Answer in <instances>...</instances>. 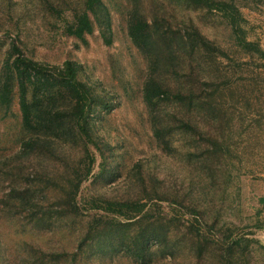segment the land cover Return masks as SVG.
I'll list each match as a JSON object with an SVG mask.
<instances>
[{
	"label": "rangeland",
	"instance_id": "374dc122",
	"mask_svg": "<svg viewBox=\"0 0 264 264\" xmlns=\"http://www.w3.org/2000/svg\"><path fill=\"white\" fill-rule=\"evenodd\" d=\"M234 1L246 20L247 38L264 51V0ZM103 2L111 12V45L104 43L100 28L86 43L66 35L62 17L48 5L71 20L83 10V0H0V75L14 40L35 61L52 66L75 61L79 79L112 108L97 107L91 115L99 149L89 145L96 160L77 193L74 215L58 211L76 172H85L83 143L55 140L49 152L24 155L21 142L30 135L22 130L17 95L8 117L0 108V264H74L73 254L76 264H264V61L237 48L220 15L180 0H142L149 20L156 9L180 26L191 25L233 59L215 64L200 55L196 62L183 52L156 73L166 87L196 90L199 101L216 90L212 84L224 85L215 94L214 113L203 104H164L168 123L182 119L195 128L175 131V152L168 154L153 136L143 102L151 62L128 36L131 0ZM203 81L211 87H203ZM229 82L231 90L225 88ZM210 137L224 143V153H211ZM13 188L30 189L29 201L10 197ZM97 199L140 201L146 207L125 219L95 209ZM99 217L109 231L100 228L83 242ZM146 230L166 239L153 243L140 263L118 242ZM243 236L257 242L248 247L243 242L227 253L232 240ZM57 253L69 257L46 262L44 254Z\"/></svg>",
	"mask_w": 264,
	"mask_h": 264
},
{
	"label": "trees",
	"instance_id": "16d2710c",
	"mask_svg": "<svg viewBox=\"0 0 264 264\" xmlns=\"http://www.w3.org/2000/svg\"><path fill=\"white\" fill-rule=\"evenodd\" d=\"M187 7L193 6L206 9L208 12L220 15L230 27L235 39V45L246 55L264 61V51L260 44L251 41L246 36L243 24L246 22L240 6L234 0H180ZM142 0H131V10L127 25L128 36L133 44L149 57L151 62L148 76L143 85V102L148 110L153 136L160 144L163 151L168 154L175 150L171 144V135L175 131L195 132L194 126L182 119L174 123H168L164 104L174 102L189 107L196 104L204 107L207 112L214 113L216 105L215 94L223 86L213 85L216 90L209 96L199 101L200 94L196 90L171 89L163 85L157 78L161 66L169 60L180 57V53H190V59L200 62L203 56L215 64L233 60L230 53L222 47L208 40L201 31L193 26H185L177 21L170 20L166 14L159 15L154 9L153 20H149L144 13ZM82 11L75 12L71 20L65 18L62 12L49 4L54 9V15L63 21L64 32L70 37L77 38L86 43V37L92 35L96 28L101 29L102 38L106 45L112 44L111 12L103 0H83ZM64 17V18H63ZM110 34L111 36H108ZM80 66L75 61L66 60L62 65L35 61L27 57L22 48L14 40L10 43L9 51L3 61L0 75V108L4 110V117H8L13 108L17 95L18 106L21 114V126L25 133L30 136L21 142L20 151L24 155L35 150H47L51 142L55 140L83 143L85 151V172H76V177L71 180L72 188L66 191L64 199L60 203L61 211L67 215L78 214L79 207L76 204V196L80 186L90 176L95 164V155L89 145L98 147L99 143L94 139V130L91 124V115L98 108L111 111L112 108L101 96L96 95L90 86L79 79ZM203 87L211 85L203 81ZM225 88L233 89L231 82L225 84ZM226 91V90H225ZM206 101V102H205ZM207 142L212 146L214 155L224 153V143L216 138H208ZM229 150V148H228ZM211 151V150H210ZM227 152V150L225 151ZM30 189L13 188L9 196L18 195L20 202L27 203ZM264 203V198L261 199ZM70 207V208H69ZM145 203L140 201H109L97 199L95 209L103 210L113 215L132 219V215L138 216L144 212ZM52 214L53 212L50 211ZM61 214V216L63 215ZM121 224V223H119ZM108 223L102 217L96 218L89 227L88 235L83 242L98 234L100 228H107ZM147 231V230H146ZM141 231L136 237L125 238L118 242L121 250L135 261L145 263L150 256L149 249L153 243H163L166 238L155 231ZM199 235V231L197 232ZM246 242V247L251 242H257L250 238L237 237L232 240L228 247L230 253L234 246H241ZM46 262L66 260V253L44 254ZM76 264V254L70 256ZM228 263L230 259L228 258Z\"/></svg>",
	"mask_w": 264,
	"mask_h": 264
}]
</instances>
